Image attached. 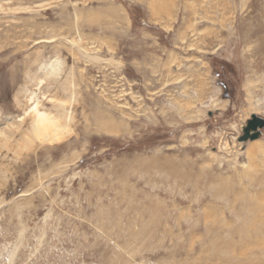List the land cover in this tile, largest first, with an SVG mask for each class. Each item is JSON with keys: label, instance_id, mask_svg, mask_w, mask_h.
<instances>
[{"label": "rangeland", "instance_id": "374dc122", "mask_svg": "<svg viewBox=\"0 0 264 264\" xmlns=\"http://www.w3.org/2000/svg\"><path fill=\"white\" fill-rule=\"evenodd\" d=\"M36 102L69 134L1 148L0 264H264V0H0V132Z\"/></svg>", "mask_w": 264, "mask_h": 264}, {"label": "bare ground", "instance_id": "6f19581e", "mask_svg": "<svg viewBox=\"0 0 264 264\" xmlns=\"http://www.w3.org/2000/svg\"><path fill=\"white\" fill-rule=\"evenodd\" d=\"M60 70L61 69H59L58 66L57 68H53L52 71L47 75V78H57L60 75ZM58 108L60 109L61 105H58ZM62 111L63 113H60V111H58V113L42 111L38 107V102H36V104L33 105V107L30 108V110L26 113L27 116L25 114V116L21 118L19 124L12 126L7 131L0 132V150L1 148H6L8 143L13 138H15L14 136L17 134L18 136L20 135L21 139H25L28 145L34 144L35 142L43 144L59 142L61 139L63 140L66 133L69 134L67 130L71 122V117L69 116L68 112H66L68 110H66L65 107H62ZM26 118H29V126L27 130L22 131L21 126L23 121H27Z\"/></svg>", "mask_w": 264, "mask_h": 264}, {"label": "water", "instance_id": "95a60500", "mask_svg": "<svg viewBox=\"0 0 264 264\" xmlns=\"http://www.w3.org/2000/svg\"><path fill=\"white\" fill-rule=\"evenodd\" d=\"M264 130V119L253 115L242 128V136L239 138V143L253 142L260 138Z\"/></svg>", "mask_w": 264, "mask_h": 264}]
</instances>
